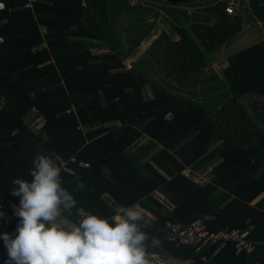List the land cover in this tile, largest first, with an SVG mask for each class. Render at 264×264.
Instances as JSON below:
<instances>
[{
	"label": "trees",
	"instance_id": "1",
	"mask_svg": "<svg viewBox=\"0 0 264 264\" xmlns=\"http://www.w3.org/2000/svg\"><path fill=\"white\" fill-rule=\"evenodd\" d=\"M25 1L4 0L0 11L1 207L20 201L12 181H31L39 152L76 170L61 177L78 208L109 218L138 203L154 218L144 230L161 241L150 252L190 264H264V40L228 56L221 73L205 70L245 20L264 24V0H241L247 16L227 14L229 0H207L202 10L197 2L190 13L189 0H36L24 10ZM153 3L178 38L157 37L127 68L155 28ZM102 44L108 52H91ZM207 86L223 90L208 102L191 96ZM30 115L44 121L39 132ZM209 165L204 182L184 173ZM197 218L211 233L251 226L254 250L236 254L228 242L215 255L214 246L195 254L166 239L169 221L185 227ZM19 222L6 231L12 238ZM0 248L7 250L2 238Z\"/></svg>",
	"mask_w": 264,
	"mask_h": 264
},
{
	"label": "clouds",
	"instance_id": "2",
	"mask_svg": "<svg viewBox=\"0 0 264 264\" xmlns=\"http://www.w3.org/2000/svg\"><path fill=\"white\" fill-rule=\"evenodd\" d=\"M32 166L31 181H12L20 222L15 238L2 237L5 264H153L149 249L160 248L161 241L144 230L149 221L138 203L117 208L109 218L91 214L62 186V169L52 156L38 152ZM76 184L78 191L85 187L79 178Z\"/></svg>",
	"mask_w": 264,
	"mask_h": 264
},
{
	"label": "rangeland",
	"instance_id": "3",
	"mask_svg": "<svg viewBox=\"0 0 264 264\" xmlns=\"http://www.w3.org/2000/svg\"><path fill=\"white\" fill-rule=\"evenodd\" d=\"M137 1L138 0H130L131 3H136ZM189 1H190L189 6L188 5H186V6L182 5V6H184V8H186V11H188V13L193 11V6L197 2L199 3L200 8L202 10V8H203V6H205V2L207 0H189ZM240 1L241 0H229L228 1L227 6L230 7L229 11H230L231 15H234L235 13H239V14H242L243 16L244 15L247 16V13L244 11V6L241 4ZM245 1H247V0H245ZM151 6H152V8L155 7V11H157L159 13V16L157 18H155L154 16H151V14L148 15V21L149 22L155 21L154 22L155 28L151 31L150 35L145 38V40L142 42V44L139 46V48H137L136 54H134L132 57H127V59H125V63H126L127 68H130L132 66V63L135 60H138L141 57L147 56L146 55V54H148L147 51L149 49L153 48L154 40L157 37L165 34L167 37H169L173 40L178 38V36L174 33V31L170 27V23H169L170 19L167 20L164 17L166 15V12L164 11V6L161 7L162 5H160L159 3H153ZM248 11H249V7H248ZM118 25L119 26L123 25L122 21L118 22ZM263 40H264V24L257 22L255 20H248V21L245 20V24L243 25L242 31L234 38V40L231 42V44H229L226 47H223L219 51H215L213 63L205 69L207 76L212 75V74H216L217 71H219V73H221L220 72L221 69L227 65L228 56L234 55L237 52H239V51H241V50H243L249 46L257 44ZM90 50L94 54H98V53L103 54V53L108 52V49L104 44H102L101 46L91 47ZM160 74L165 75L166 73L163 70H160ZM151 76L159 78L156 73H152ZM169 78L175 85H177L175 78H173V77H169ZM207 81H208L207 82L208 84H211V83H209V82H211L210 80H207ZM197 87H199V85H197ZM222 90H223V87L212 89L211 87L207 86L206 88H201L197 92L196 95H191V96L195 97V100H197L199 102L200 101L208 102L209 98L213 97V95L221 94ZM173 91H176V90L173 89ZM145 93H146L147 97L154 96V93L152 91V87L150 86L149 83L146 84ZM181 93L188 95V96L190 95L188 92H184V91H181ZM243 102L247 103V101H245V100ZM248 110H251V108H248ZM31 116L32 115L28 116V119L31 120L32 124L38 122L40 125L41 124L43 125V123H44L43 120L41 121L40 118H36V119L34 118L32 120ZM39 129H40V127L34 129L35 131H33V133L39 132L38 131ZM145 141H146L145 139L141 140L136 145L139 146L140 144L144 143ZM158 149H159V147H158ZM208 168L211 169V165H209L208 167H205V168H201L195 173H192L189 168H186L184 170V173L187 174L188 176H192L195 181L200 183V182H204L208 179L206 177L207 172L210 170ZM155 195L157 198L161 199L162 201H165V198L162 195H160L158 193H156ZM165 204L167 205L169 210L173 208V205H171V206L168 205L167 201ZM143 214L148 221H150L149 218H151V221L154 220V218L151 215H148L147 213H145L144 210H143ZM154 254H155V256H152V260L158 259V254L157 253H154ZM195 254H197V253H195ZM161 260H164V262H162L160 264H165L166 259L162 258Z\"/></svg>",
	"mask_w": 264,
	"mask_h": 264
},
{
	"label": "built area",
	"instance_id": "4",
	"mask_svg": "<svg viewBox=\"0 0 264 264\" xmlns=\"http://www.w3.org/2000/svg\"><path fill=\"white\" fill-rule=\"evenodd\" d=\"M36 0H26L22 8H25V10H33V4ZM0 10H3L5 7V4L2 0H0ZM228 7V8H227ZM226 7L227 14H230V7ZM3 42V37L0 36V43ZM32 117V116H31ZM40 118L41 117H35ZM32 127V130L39 128L41 129L42 124L40 125L38 122L34 124H30ZM39 129V130H40ZM38 130V131H39ZM74 162H77L78 159L73 157L70 159ZM57 163L61 167L62 171H67L69 173H76V170L72 167H69L67 165V161L63 160L62 158L56 159ZM88 163H85L84 161H80V165H87ZM19 202L9 201L8 202V208L4 209L0 205V235H3V232H5L11 223L16 221V219H20L18 216L15 215V210L17 207H19ZM167 229L168 233L166 236V239L175 245V247L179 246H191L194 247L195 252H200L202 249L208 246H214L216 247L213 255L216 253H219L228 242L235 243V250L236 254L245 252L246 254H250L254 250V243L248 239V234L250 230L252 229L251 226H248L245 230L241 229H224L219 232L211 233L206 229L204 220L201 218H197L194 221H192L188 226H181L178 223L168 222L167 223ZM152 256H155L153 252ZM163 257H161L158 254V259L153 260V264H160L164 262V260H161ZM9 259L8 257V251L5 249L0 248V262L5 263ZM203 263L208 262V258L201 257L200 259Z\"/></svg>",
	"mask_w": 264,
	"mask_h": 264
},
{
	"label": "crops",
	"instance_id": "5",
	"mask_svg": "<svg viewBox=\"0 0 264 264\" xmlns=\"http://www.w3.org/2000/svg\"><path fill=\"white\" fill-rule=\"evenodd\" d=\"M3 2H4V0H2ZM4 4H5V2H4ZM3 10H5V7L3 8ZM3 10H0V11H3ZM24 10H25V8H24ZM165 18H166V16H164ZM208 169H210V168H208ZM187 175V174H186ZM145 212V211H144ZM16 221H20V219H16ZM16 221H14V222H16ZM7 231V230H6ZM6 231L5 232H3V235L6 233ZM3 235L1 236L0 235V238H2L3 237ZM3 249V248H2ZM6 250V249H5ZM165 259V258H164ZM191 263V261H183V260H180V259H177V258H173V257H171V258H168V259H166L165 260V264H190ZM0 264H5V263H2V262H0Z\"/></svg>",
	"mask_w": 264,
	"mask_h": 264
},
{
	"label": "snow or ice",
	"instance_id": "6",
	"mask_svg": "<svg viewBox=\"0 0 264 264\" xmlns=\"http://www.w3.org/2000/svg\"><path fill=\"white\" fill-rule=\"evenodd\" d=\"M0 6H2V5H0Z\"/></svg>",
	"mask_w": 264,
	"mask_h": 264
}]
</instances>
